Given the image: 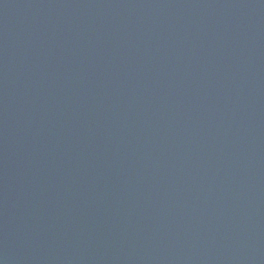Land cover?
<instances>
[{
	"label": "water",
	"instance_id": "water-1",
	"mask_svg": "<svg viewBox=\"0 0 264 264\" xmlns=\"http://www.w3.org/2000/svg\"><path fill=\"white\" fill-rule=\"evenodd\" d=\"M0 264H264V0H0Z\"/></svg>",
	"mask_w": 264,
	"mask_h": 264
}]
</instances>
